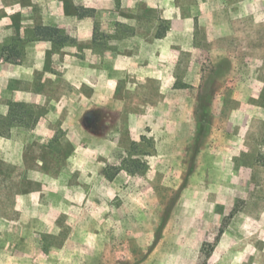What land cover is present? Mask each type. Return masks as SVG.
Segmentation results:
<instances>
[{"label":"rangeland","instance_id":"obj_1","mask_svg":"<svg viewBox=\"0 0 264 264\" xmlns=\"http://www.w3.org/2000/svg\"><path fill=\"white\" fill-rule=\"evenodd\" d=\"M0 45V264H264V0H0Z\"/></svg>","mask_w":264,"mask_h":264},{"label":"trees","instance_id":"obj_2","mask_svg":"<svg viewBox=\"0 0 264 264\" xmlns=\"http://www.w3.org/2000/svg\"><path fill=\"white\" fill-rule=\"evenodd\" d=\"M36 33L43 39L57 40L58 42L65 41L66 37L57 34V31L49 26H39L36 29ZM59 38V39H58ZM18 55L16 49L9 50L8 46L0 45V62L1 61H11L14 57Z\"/></svg>","mask_w":264,"mask_h":264}]
</instances>
